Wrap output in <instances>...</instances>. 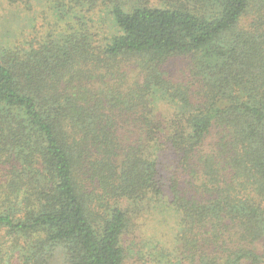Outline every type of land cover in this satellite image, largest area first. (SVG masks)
Returning a JSON list of instances; mask_svg holds the SVG:
<instances>
[{
    "label": "trees",
    "instance_id": "16d2710c",
    "mask_svg": "<svg viewBox=\"0 0 264 264\" xmlns=\"http://www.w3.org/2000/svg\"><path fill=\"white\" fill-rule=\"evenodd\" d=\"M165 1L45 0L70 22L0 39V264H125L169 211L144 264H264V0Z\"/></svg>",
    "mask_w": 264,
    "mask_h": 264
},
{
    "label": "rangeland",
    "instance_id": "374dc122",
    "mask_svg": "<svg viewBox=\"0 0 264 264\" xmlns=\"http://www.w3.org/2000/svg\"><path fill=\"white\" fill-rule=\"evenodd\" d=\"M124 5L125 8H129L133 5L139 6H148L153 7H163L167 2L165 0H116ZM71 15H68L70 17ZM97 20V26L100 28L101 38L108 36L114 30L113 27H110L109 23H105L108 20L107 16H104V13L98 12L94 15ZM70 18L64 19L63 21L55 20V17L52 16L51 10L48 9V6L45 3V0H29L27 5H10L4 0H0V39L5 38V45L12 46L15 44H20L29 39L30 36L40 37L43 33H47L54 28H61L64 24L70 22ZM38 30H34V28ZM37 31V32H36ZM16 36L15 39L11 36ZM9 36V38H7ZM20 37L21 40L19 39ZM179 60L177 65L179 66ZM158 112H161L164 115H169L170 111L161 106L158 109ZM208 146V145H207ZM209 148V149H208ZM206 150L211 148L217 152L218 149L215 145L208 147ZM210 152V151H208ZM160 159L165 162L166 169L170 170V173L174 171L175 165V156L173 154H165L160 157ZM182 178L189 179V177L183 174ZM243 194V192H241ZM209 199V196L208 198ZM179 216L175 213L169 211L166 214L158 213H149L138 219L137 227L133 230L134 233L127 235L123 241L124 244H127L131 248L129 252L128 260L125 264H144L147 263L142 261L143 257L147 255V252L154 250L155 247H164L170 249L172 246V239L175 234L176 228L178 227ZM172 236V238H171ZM143 246V250L139 251L140 246ZM8 246L3 247L7 249ZM150 249V250H149ZM161 250V248H158ZM9 254L11 256L9 257ZM1 260V264L10 260L12 262V256H17L15 249L9 252ZM147 258V257H146ZM13 263H16L14 260Z\"/></svg>",
    "mask_w": 264,
    "mask_h": 264
}]
</instances>
